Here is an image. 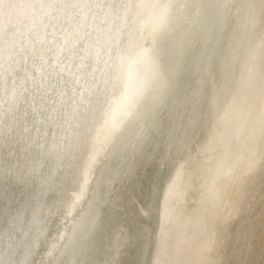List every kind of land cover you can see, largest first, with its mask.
Returning a JSON list of instances; mask_svg holds the SVG:
<instances>
[{"label": "bare ground", "instance_id": "1", "mask_svg": "<svg viewBox=\"0 0 264 264\" xmlns=\"http://www.w3.org/2000/svg\"><path fill=\"white\" fill-rule=\"evenodd\" d=\"M121 2L148 6L107 8ZM262 2L240 52L243 0H3L16 7H0V260L56 264L74 249L117 264L132 211L139 264H254L264 246L254 254L264 209L258 230L248 217L264 179ZM101 33L120 38L110 70L94 56L82 70ZM162 112L166 134L151 152ZM141 158L155 161L142 191L132 179Z\"/></svg>", "mask_w": 264, "mask_h": 264}, {"label": "rangeland", "instance_id": "2", "mask_svg": "<svg viewBox=\"0 0 264 264\" xmlns=\"http://www.w3.org/2000/svg\"><path fill=\"white\" fill-rule=\"evenodd\" d=\"M164 112L161 113L160 117L157 120V127L152 130L151 139L149 141V149L151 152H154L157 146L162 142L165 134V121L163 116ZM160 119V120H159ZM153 158H147L142 163V158L139 164H135L134 175H132V179L137 178L138 180V187L140 191H142V182L143 185L147 183L148 179H151L154 173L155 165H154ZM260 185V187H259ZM258 188L260 189L259 196L251 202L248 210V217L250 220H254L256 223V230L259 229V219L261 218V210L264 209V179L259 182ZM137 215L132 211L127 212L126 217V230L129 233L128 241L126 245L123 247L121 254H119L117 264H139L138 254L140 255V248L142 246V239H140V223L137 219ZM261 226V229L263 228ZM264 231L256 232L252 240V249L254 254L260 253V243L264 242ZM264 246L262 255H260L254 264H264Z\"/></svg>", "mask_w": 264, "mask_h": 264}, {"label": "snow or ice", "instance_id": "3", "mask_svg": "<svg viewBox=\"0 0 264 264\" xmlns=\"http://www.w3.org/2000/svg\"><path fill=\"white\" fill-rule=\"evenodd\" d=\"M105 7L104 5H79V7ZM148 5H145L143 3H137L133 4L131 2H121V3H109L107 5V8L109 10H116L117 12L121 9L125 10L126 12L128 10H131L133 8H141V7H146ZM229 5H210L209 7L214 8V9H219L222 7H227ZM0 7H16V5H4L3 0H0ZM152 7L156 8H166V5H152ZM120 42L119 37H115L111 34L109 35H104L103 33L100 34V36L95 40L90 43H87L86 47L88 50L87 56H82L80 57L81 59V69L82 70H87L88 64L84 63L86 59H90L92 56L95 57L97 64H99L100 61H103L104 68L101 69V71L105 70H110V60L111 57L110 55H106L107 53H110L113 49L114 44H118ZM9 69L5 68V74H7ZM202 74L205 79H208L209 77L214 76V69H213V64L212 61L209 60L207 65L203 68ZM42 118L47 122L48 120H56L57 116L55 115L54 112H48L47 114L41 113ZM70 147V145H69ZM69 243H72V238H69ZM54 254V253H53ZM82 255V253H81ZM0 264H30V261L28 260H23V261H16V260H0ZM51 264V262H49ZM56 264H94L93 261H90L88 259H80L77 257L75 250L73 249V259L71 261H57ZM104 264H116L115 260L112 261H105ZM155 264H159V261H156Z\"/></svg>", "mask_w": 264, "mask_h": 264}, {"label": "water", "instance_id": "4", "mask_svg": "<svg viewBox=\"0 0 264 264\" xmlns=\"http://www.w3.org/2000/svg\"><path fill=\"white\" fill-rule=\"evenodd\" d=\"M259 1L260 0H243V7L242 8L244 9V13L246 15V19L240 20V28H243V30H239V32L242 33V38H241L240 42H236V44L234 46L235 51H238L240 49V52H241V49H242V46H243V43H244V36L247 33V31H248V27H249V24H250V19L254 17L253 13L254 14L257 13L259 15V13H258L259 9H260V12H261V6L260 5H262L263 2L261 4H259ZM241 17H242V15H241ZM232 67L233 66H231V64H230L227 68L232 69ZM223 91L224 90L222 89V92ZM222 92L219 91V93L217 95L216 94L217 91H216V93L214 95V100H215L216 104L220 100V98L223 96ZM216 104H214V105H216ZM37 239H40V237L37 236Z\"/></svg>", "mask_w": 264, "mask_h": 264}]
</instances>
